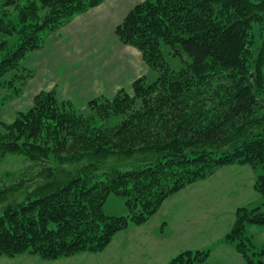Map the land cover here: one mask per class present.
<instances>
[{
    "label": "trees",
    "instance_id": "trees-1",
    "mask_svg": "<svg viewBox=\"0 0 264 264\" xmlns=\"http://www.w3.org/2000/svg\"><path fill=\"white\" fill-rule=\"evenodd\" d=\"M102 1L0 3V111L33 76L25 57ZM115 33L141 52L154 78L137 79L131 94L91 100L85 111L41 92L12 123L0 120V160L23 158L17 173L0 175V258L103 252L169 197L238 165L260 170L253 187L262 204L238 208L221 242L250 262L246 227L264 225V0H145ZM111 194L124 200L126 215L105 214ZM207 257L182 253L168 264Z\"/></svg>",
    "mask_w": 264,
    "mask_h": 264
},
{
    "label": "crops",
    "instance_id": "crops-1",
    "mask_svg": "<svg viewBox=\"0 0 264 264\" xmlns=\"http://www.w3.org/2000/svg\"><path fill=\"white\" fill-rule=\"evenodd\" d=\"M143 1L103 0L50 33L42 48L25 57L23 66L33 76L21 96L2 107L1 120L5 123L14 121L20 112H26L32 107L35 96L41 92L53 91L59 101L70 102L78 110L84 109L94 99H112L120 91L131 94L133 83L147 76L149 68L141 52L121 43L115 31L129 12ZM176 196L179 195L168 198L161 206L162 209H159L164 210V215H160L157 220L158 224L163 220L159 228L164 229L167 236H172L177 227H190L188 215L176 206ZM167 219L171 223L169 227L166 225ZM144 225L137 227L143 228ZM137 229L127 228L117 234L115 244L118 243V256L110 254V251L104 254L109 256L111 264L118 257L119 264L127 261L132 264V260L138 259L146 261L140 264H166L176 255L170 260L167 258L164 263L149 262L153 258L150 257L151 244L159 243L164 238L144 237ZM157 231L158 228L153 235ZM84 254L76 257L84 256L83 260H87L85 256L91 255ZM94 260L96 262L98 258ZM88 264L93 262L88 260ZM114 264H117L116 261Z\"/></svg>",
    "mask_w": 264,
    "mask_h": 264
},
{
    "label": "rangeland",
    "instance_id": "rangeland-1",
    "mask_svg": "<svg viewBox=\"0 0 264 264\" xmlns=\"http://www.w3.org/2000/svg\"><path fill=\"white\" fill-rule=\"evenodd\" d=\"M2 1L0 0V3ZM161 49L165 60L171 67L178 68L181 65L179 58L170 55L172 51L168 46L162 45ZM148 76L154 78L155 73H149ZM87 107L88 105L79 111H85ZM99 124L100 122H95V126ZM22 160L23 158L20 156L7 155L0 160V175L4 176L6 173H17L23 167ZM259 172L260 170L256 173V171L248 166H225L218 169L206 179L193 183L177 194H174L179 195L176 196L178 197L177 199H174L176 206L180 208V211L188 215L190 227L186 225L183 228L181 223H179L182 229L178 227L176 231L174 229L172 236H167L163 231L164 229L159 228L163 220H160V224H158L157 220L160 218V215H164V210H158V213L147 224H143V228L130 226L129 228H139L137 230L144 237L164 238L159 243L151 244L150 257L153 258H150L149 262L164 263L167 261V258L170 260L174 254L176 255L173 258L182 253L202 255V252L207 251L208 257L206 260L193 264H264V254H258L264 248V225L249 224L246 227V235L249 237L253 248L248 244H245L247 246L243 247H247L249 250L247 256L250 262L237 251L234 244L226 245L221 242L224 236L232 229L238 208L250 210L262 204V199L253 187ZM7 181L9 179H6L4 182ZM160 208L162 209V207ZM103 210L109 216H123L127 214L124 200L114 194L107 197ZM166 222L167 227H169V224H171L170 220L167 219ZM156 228H158V231L153 235ZM116 236L103 252L85 256L87 260H83L84 256H72L47 261L36 256L24 254L16 258L1 257L0 264H88V260L91 263L93 262V264H111L109 256L104 254L110 251V254L112 253L118 256L116 254V251L119 250V248H116L118 243L115 244L117 240ZM84 255H87V253ZM88 257L92 258L89 259ZM96 258L98 260L95 262L94 259ZM115 261L119 264V257L114 259L113 264ZM131 262L132 264H140L146 261L145 259H138L132 260ZM124 264H129V261Z\"/></svg>",
    "mask_w": 264,
    "mask_h": 264
}]
</instances>
